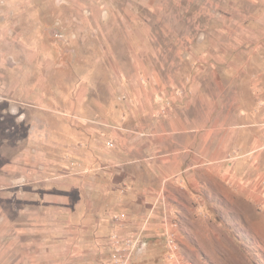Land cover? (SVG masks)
Listing matches in <instances>:
<instances>
[{
	"label": "crops",
	"instance_id": "0c3cea01",
	"mask_svg": "<svg viewBox=\"0 0 264 264\" xmlns=\"http://www.w3.org/2000/svg\"><path fill=\"white\" fill-rule=\"evenodd\" d=\"M50 3L29 42L0 10V264H112V232L148 221L141 243L154 242L199 217L212 181L230 192L239 178L230 153L242 100L262 94L264 0ZM77 50L96 52L81 70ZM53 69L82 84L64 105L44 91Z\"/></svg>",
	"mask_w": 264,
	"mask_h": 264
},
{
	"label": "rangeland",
	"instance_id": "374dc122",
	"mask_svg": "<svg viewBox=\"0 0 264 264\" xmlns=\"http://www.w3.org/2000/svg\"><path fill=\"white\" fill-rule=\"evenodd\" d=\"M2 6L5 11L9 10L12 33L20 35V40L25 42L43 32L40 30V18L39 15L36 17V11L42 6L48 11L52 8L50 0H0V10ZM54 28L55 34L49 31L48 34L56 39L58 30L63 26L55 21ZM69 53L70 50H62L60 62H69ZM74 53V68L80 70L84 62L91 60L92 55L96 54L83 50ZM14 57L11 59L18 60L17 56ZM55 72V69L50 70L47 75L52 79ZM67 78L63 74H57L44 88L49 96H59L56 100L62 105L66 102V92H76L82 86L76 78L75 81H68ZM247 88L245 87L246 91ZM260 90V99L248 97L242 100L244 108L249 112L246 111L244 118L240 120L244 124L239 136L241 145L233 148L230 153V163L238 160L235 173H239L236 182L230 180V192L225 182L212 181L204 190L203 212L196 213L199 217L191 222L190 218L187 220V216L182 215V222L176 220V226L168 227L175 234V254L179 260L171 257L168 231L164 229L156 230L159 235L154 242L140 243L141 248L139 251L137 249L133 264H168L169 259L173 264H264V84H261ZM101 101L108 104L111 100L102 98ZM259 104L263 108L260 114L255 110ZM166 110L167 107H164L163 111ZM253 133L259 138L260 144L256 147L246 145ZM242 156L246 158L243 159ZM164 256L169 259L164 261Z\"/></svg>",
	"mask_w": 264,
	"mask_h": 264
},
{
	"label": "built area",
	"instance_id": "2783aa9c",
	"mask_svg": "<svg viewBox=\"0 0 264 264\" xmlns=\"http://www.w3.org/2000/svg\"><path fill=\"white\" fill-rule=\"evenodd\" d=\"M108 144L111 147L114 146V142L112 141H110ZM127 217V214L123 212L115 214L113 220L116 223L124 224ZM147 223L148 221H145V225L137 231L127 234H120L118 232H114L109 236V243L112 248V264H133L134 255L142 241L144 232L147 229L145 227ZM177 224L178 223L175 222L171 227H174ZM167 231L171 257L178 259L177 255L175 254V234L173 231L170 232L169 228H167Z\"/></svg>",
	"mask_w": 264,
	"mask_h": 264
}]
</instances>
